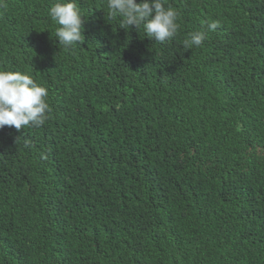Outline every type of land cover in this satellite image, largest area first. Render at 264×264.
Here are the masks:
<instances>
[{
    "label": "trees",
    "instance_id": "16d2710c",
    "mask_svg": "<svg viewBox=\"0 0 264 264\" xmlns=\"http://www.w3.org/2000/svg\"><path fill=\"white\" fill-rule=\"evenodd\" d=\"M53 2L0 0V70L50 105L0 129V264H264V0H165L164 44L77 0L71 48Z\"/></svg>",
    "mask_w": 264,
    "mask_h": 264
},
{
    "label": "clouds",
    "instance_id": "9594fccd",
    "mask_svg": "<svg viewBox=\"0 0 264 264\" xmlns=\"http://www.w3.org/2000/svg\"><path fill=\"white\" fill-rule=\"evenodd\" d=\"M107 8L110 18H117L128 28L142 27L146 37L161 44L173 39L179 29V12L166 5L165 0H107ZM48 15L58 25L55 38L59 45L71 48L80 42L85 16L77 0H55L50 4ZM217 27L218 21L207 22L202 30L189 34L183 41L184 47L201 46L207 34ZM48 95L47 88L30 74L0 70V129L42 126L50 114Z\"/></svg>",
    "mask_w": 264,
    "mask_h": 264
}]
</instances>
